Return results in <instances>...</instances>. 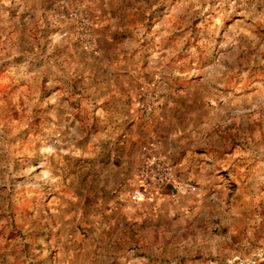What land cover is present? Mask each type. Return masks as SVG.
I'll return each mask as SVG.
<instances>
[{
    "label": "rangeland",
    "instance_id": "1",
    "mask_svg": "<svg viewBox=\"0 0 264 264\" xmlns=\"http://www.w3.org/2000/svg\"><path fill=\"white\" fill-rule=\"evenodd\" d=\"M0 264H264V0H0Z\"/></svg>",
    "mask_w": 264,
    "mask_h": 264
},
{
    "label": "built area",
    "instance_id": "2",
    "mask_svg": "<svg viewBox=\"0 0 264 264\" xmlns=\"http://www.w3.org/2000/svg\"><path fill=\"white\" fill-rule=\"evenodd\" d=\"M134 175V185L128 195L130 200L139 199L145 196L149 190L172 180L168 167L159 159L149 157L142 159Z\"/></svg>",
    "mask_w": 264,
    "mask_h": 264
}]
</instances>
